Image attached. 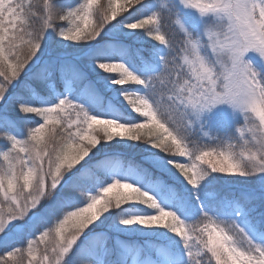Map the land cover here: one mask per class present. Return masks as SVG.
<instances>
[{"label":"snow or ice","instance_id":"obj_1","mask_svg":"<svg viewBox=\"0 0 264 264\" xmlns=\"http://www.w3.org/2000/svg\"><path fill=\"white\" fill-rule=\"evenodd\" d=\"M0 264H264V0H0Z\"/></svg>","mask_w":264,"mask_h":264},{"label":"trees","instance_id":"obj_2","mask_svg":"<svg viewBox=\"0 0 264 264\" xmlns=\"http://www.w3.org/2000/svg\"><path fill=\"white\" fill-rule=\"evenodd\" d=\"M101 3H106V0H101ZM136 38L135 37H131L129 38V43H132L133 44V47H145V48H148L150 47V45L147 43V42H143V43H133V41L135 40ZM145 55H147V52L144 53ZM129 87H134V86H131L129 85ZM219 185L221 187H240L239 184H232L230 181L228 180H223V181H220L219 182Z\"/></svg>","mask_w":264,"mask_h":264},{"label":"rangeland","instance_id":"obj_3","mask_svg":"<svg viewBox=\"0 0 264 264\" xmlns=\"http://www.w3.org/2000/svg\"><path fill=\"white\" fill-rule=\"evenodd\" d=\"M177 39H179V36H177ZM253 55H255V54L250 52V53L247 54L246 58L250 57V56H253ZM17 243H20V241H18Z\"/></svg>","mask_w":264,"mask_h":264}]
</instances>
